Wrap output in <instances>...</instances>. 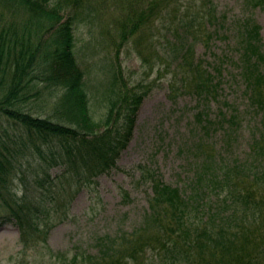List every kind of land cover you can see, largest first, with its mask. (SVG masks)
<instances>
[{
    "label": "trees",
    "instance_id": "obj_1",
    "mask_svg": "<svg viewBox=\"0 0 264 264\" xmlns=\"http://www.w3.org/2000/svg\"><path fill=\"white\" fill-rule=\"evenodd\" d=\"M189 1L137 0L130 19L135 28L144 25L151 31L148 40L155 42L154 55L143 58L149 71L157 69L162 76L169 70L170 84L208 107L217 98L220 83L205 61L195 57L190 35L197 36L189 32L194 22L188 20L194 15ZM250 1L264 9V0ZM72 4L69 0H0V116L21 132L9 143L0 134V225L13 222L20 230L17 261L147 264L155 258L160 264H264V48L262 27L252 17L237 27L239 66L253 109L260 113L246 161L227 162L207 151L185 189L141 165L152 196L140 226L100 235L96 252L54 251L47 245L44 217L55 197L118 167L148 93L121 89L105 115L93 116L85 73L74 51ZM208 5L210 15L214 6L211 1ZM199 10L203 8L198 6L195 15ZM169 20L170 37L156 31L157 21ZM209 37L203 42L206 47H210ZM111 66L116 71L118 65ZM32 95L48 97L49 109L40 115L25 110ZM203 114L208 115L201 112L200 117ZM228 115L235 123L236 115ZM25 156L30 161L41 156L49 163L43 179L36 175L34 191L19 196L11 188L12 177ZM51 165L61 166V173L52 175ZM41 248L47 253L39 259L35 252Z\"/></svg>",
    "mask_w": 264,
    "mask_h": 264
},
{
    "label": "rangeland",
    "instance_id": "obj_2",
    "mask_svg": "<svg viewBox=\"0 0 264 264\" xmlns=\"http://www.w3.org/2000/svg\"><path fill=\"white\" fill-rule=\"evenodd\" d=\"M136 1L78 0L76 5L75 0H69L76 14L75 56L85 73V91L93 116L100 119L105 115L121 89L148 93L138 111L133 137L117 161L118 167L75 187L72 193L55 197L52 210L44 217V225L49 229L47 245L54 251L96 252L100 235L128 232L140 226L152 196L151 183L144 180L141 165L158 170L164 181L185 189L207 151L227 162H245L251 151L260 113L253 109L239 66L237 27L241 20L254 18L262 27L264 48V9L250 0L189 1L194 14L188 17L194 21L190 22L189 32L197 36L194 39L190 35L195 57L205 61L220 83L217 98L207 107L199 104L193 94L170 84L169 70L161 76L157 69L149 71L143 63V58L154 55L151 45L155 42H149L151 31L146 26L135 28L134 21L131 22ZM209 1L214 6L210 15ZM198 6L203 11L195 15ZM208 18V23H198ZM171 23L157 21L156 31L162 30L170 37ZM207 37L210 47L203 43ZM112 63L118 65L116 71ZM215 68L221 69V73ZM24 108L40 115L49 109L48 97L32 95ZM201 112L208 115L200 117ZM230 113L236 115L235 123L230 122ZM7 120L0 116V134L9 143L21 132ZM21 160L11 184L19 196L34 191L36 175L43 179L49 163L41 156L32 161L28 156ZM49 170L56 175L62 169L51 165ZM19 239L20 230L15 223L0 225V264H20ZM43 252L47 253V249L35 253L40 259ZM154 259L147 264H160Z\"/></svg>",
    "mask_w": 264,
    "mask_h": 264
}]
</instances>
